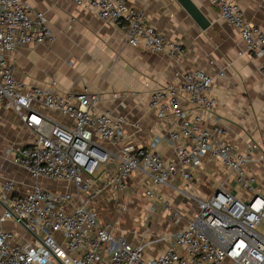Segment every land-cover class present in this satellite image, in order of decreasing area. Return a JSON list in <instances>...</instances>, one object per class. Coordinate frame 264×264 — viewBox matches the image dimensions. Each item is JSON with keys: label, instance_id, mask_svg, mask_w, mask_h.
<instances>
[{"label": "built area", "instance_id": "1", "mask_svg": "<svg viewBox=\"0 0 264 264\" xmlns=\"http://www.w3.org/2000/svg\"><path fill=\"white\" fill-rule=\"evenodd\" d=\"M69 1L119 26L134 47L177 59L184 52L180 42L145 25L130 0ZM208 1L238 31L245 52L264 60V33L246 19L235 0ZM54 40L44 12L26 0H0V111H14L34 136L12 157L34 180L32 187L21 193L12 179L0 185V264H264V196L247 171L250 154L213 140V133L223 131L207 126L217 106L209 95L212 77L201 69L178 71L179 83L152 90L150 109L159 119H172L176 127L169 132L176 162H168L157 150L159 139L148 146L127 142L123 119L96 113L98 95L58 92L56 81L40 89L16 80L17 49ZM204 158L228 168L245 197L224 186L206 199L195 197L193 171ZM134 175L145 177L144 195L163 204L167 201L161 189L180 177L184 185L179 191L197 205L175 241L152 256L146 239L130 240L118 232L119 219H100L101 201L127 191ZM54 183L68 188L58 191L59 186L50 187ZM167 209L171 223L180 225L181 211L169 203ZM8 222L23 234L5 228ZM142 224L148 226L147 221Z\"/></svg>", "mask_w": 264, "mask_h": 264}, {"label": "crops", "instance_id": "2", "mask_svg": "<svg viewBox=\"0 0 264 264\" xmlns=\"http://www.w3.org/2000/svg\"><path fill=\"white\" fill-rule=\"evenodd\" d=\"M26 1L47 15L55 40L47 45L17 49L14 54L17 81L40 89L56 81L58 92L98 95L100 100L95 103L94 111L123 119L127 142L148 146L159 139L158 152L166 161L176 162L175 145L169 140V132L176 127L172 119L157 118L149 107L150 94L158 86L179 83L178 71L201 69L213 79L209 95L217 103L207 126L223 131V134L213 133V140L230 144L238 153L250 154L247 171L256 178L264 196V60L245 52L238 31L222 19L219 10L208 0H191L210 23L205 30L179 0L129 1L131 7L143 14L145 25L182 44L184 52L180 59L169 53H155L130 45L125 31L119 26L103 21L72 1ZM235 2L246 19L264 33V0ZM33 139V134L23 126L14 111H0V185L12 179L21 193L32 187L34 180L12 163V157ZM254 145L257 148L252 150ZM107 146L118 150L115 146ZM193 172L195 197L206 199L220 186L240 198L245 197L231 171L220 161L204 158L201 166ZM183 185L181 178L177 177L160 191L164 199L170 201V206L179 209L183 215L179 228L171 223L168 231L173 227L178 231L196 211V201L179 191ZM145 186V177L134 175L127 191L110 198L114 200L101 201L100 205L106 211L108 208L111 213H119V222L124 214L120 215L123 211L118 208L124 207L126 212L127 208L139 206L138 199L140 202L144 200L147 215L159 221L155 231H165L167 227L160 223L161 216L169 213L162 208V203H154L144 195ZM138 188L143 190L141 196L133 193ZM3 211L0 203V215ZM140 222L138 226L143 230L145 226ZM117 226L119 229L121 223ZM5 228L23 234L22 229L13 223H6ZM163 244L159 242L158 248ZM150 250L148 256L153 255Z\"/></svg>", "mask_w": 264, "mask_h": 264}, {"label": "rangeland", "instance_id": "3", "mask_svg": "<svg viewBox=\"0 0 264 264\" xmlns=\"http://www.w3.org/2000/svg\"><path fill=\"white\" fill-rule=\"evenodd\" d=\"M55 184V183H54ZM59 186L58 191H65L68 187L64 184H61V185H58L57 183L55 185H51L50 187L51 188H55ZM133 193L135 195H139L141 196V194H143V190H141V188H138V189H135L133 191ZM167 201V204H163L162 205V208H165L167 209V206H168V203L170 201L166 200ZM135 203V202H134ZM137 204H139V206H134L132 208H127V211L124 212V215L123 217H120V223H121V227H119L118 229V232L121 233V234H124V235H127L129 237V239H134L135 241H142L144 239L147 240V250L151 249V248H154L152 251L150 250V254H158L159 252H161L163 249H165V247L169 244V240L171 242H174L175 241V233L177 232V228L178 225L176 226L177 228L173 227V229H170V231H168L169 228H171V220H170V217H169V214H163L161 216V224H163V227H167L165 231H155V228H158L156 226V223H158L159 221L153 216L149 217L147 215V212L145 210V207H146V203L144 202V200H141V202L137 201ZM148 205V204H147ZM170 205V203H169ZM172 207V206H171ZM101 211H100V219L103 220V221H106V220H116L118 217H119V213H111L110 212V209L108 210L107 208V211L104 210L102 207L100 208ZM119 211L121 210V208H118ZM130 209V210H129ZM118 211V212H119ZM167 213H168V209H167ZM146 218H148L147 220V223H148V226L147 227H143V230L141 229L140 226H138V223L140 222L139 219H142L141 222H144L146 220ZM140 222V223H141ZM147 225V224H146ZM260 230L262 232H264V226H262L260 228ZM150 232V235L148 236L147 233ZM168 235H171L169 238H167ZM150 236H153V238H150ZM164 236H166V239L164 240V244L158 248V245H156V243H154V239H157V238H163ZM154 246V247H152Z\"/></svg>", "mask_w": 264, "mask_h": 264}, {"label": "water", "instance_id": "4", "mask_svg": "<svg viewBox=\"0 0 264 264\" xmlns=\"http://www.w3.org/2000/svg\"><path fill=\"white\" fill-rule=\"evenodd\" d=\"M179 2L203 30L210 26L209 21L191 0H179Z\"/></svg>", "mask_w": 264, "mask_h": 264}]
</instances>
